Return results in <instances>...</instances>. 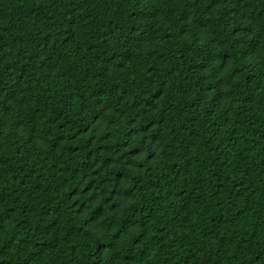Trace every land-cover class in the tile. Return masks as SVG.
<instances>
[{
    "label": "trees",
    "instance_id": "obj_1",
    "mask_svg": "<svg viewBox=\"0 0 264 264\" xmlns=\"http://www.w3.org/2000/svg\"><path fill=\"white\" fill-rule=\"evenodd\" d=\"M0 264H264V0H0Z\"/></svg>",
    "mask_w": 264,
    "mask_h": 264
}]
</instances>
